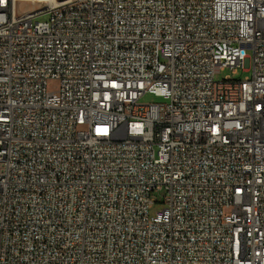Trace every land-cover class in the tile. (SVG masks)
<instances>
[{"label":"built area","instance_id":"obj_1","mask_svg":"<svg viewBox=\"0 0 264 264\" xmlns=\"http://www.w3.org/2000/svg\"><path fill=\"white\" fill-rule=\"evenodd\" d=\"M0 264H264V0H0Z\"/></svg>","mask_w":264,"mask_h":264},{"label":"rangeland","instance_id":"obj_2","mask_svg":"<svg viewBox=\"0 0 264 264\" xmlns=\"http://www.w3.org/2000/svg\"><path fill=\"white\" fill-rule=\"evenodd\" d=\"M39 5L40 4L33 3V2H21V3H19V12H24V11H27V10H30V9L37 8V7H39ZM36 19L37 20H47L48 19V15L47 14L40 15V16L36 17ZM229 74H230V69L227 68L225 70H222V71L218 72L216 74V79L217 80H222V79L225 78V76H227ZM248 75H250L249 71H244L242 69H239L237 71V73L234 74V78L242 80ZM141 102L142 103H159V102H166V100L163 99L162 97H158V96H156L154 94L147 93L141 98ZM155 197H156L157 200L162 202L163 199H164V192L160 191V192L156 193ZM163 207H164L163 203L157 202L151 208V213H154V212H156L158 210H161Z\"/></svg>","mask_w":264,"mask_h":264},{"label":"bare ground","instance_id":"obj_3","mask_svg":"<svg viewBox=\"0 0 264 264\" xmlns=\"http://www.w3.org/2000/svg\"><path fill=\"white\" fill-rule=\"evenodd\" d=\"M58 1V0H57ZM16 15H26V11L19 12V5L16 6Z\"/></svg>","mask_w":264,"mask_h":264}]
</instances>
